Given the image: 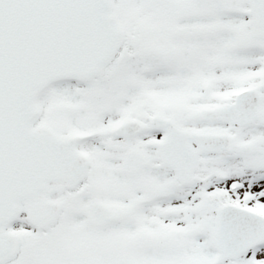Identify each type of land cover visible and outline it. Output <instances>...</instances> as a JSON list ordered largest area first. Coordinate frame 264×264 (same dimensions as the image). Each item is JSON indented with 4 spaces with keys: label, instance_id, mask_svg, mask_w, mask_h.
<instances>
[{
    "label": "snow or ice",
    "instance_id": "obj_1",
    "mask_svg": "<svg viewBox=\"0 0 264 264\" xmlns=\"http://www.w3.org/2000/svg\"><path fill=\"white\" fill-rule=\"evenodd\" d=\"M0 264H264V0H0Z\"/></svg>",
    "mask_w": 264,
    "mask_h": 264
}]
</instances>
